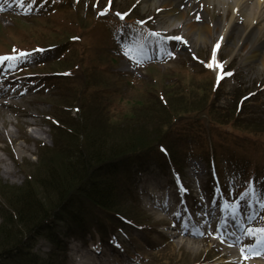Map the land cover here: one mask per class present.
Wrapping results in <instances>:
<instances>
[{
  "label": "rangeland",
  "instance_id": "obj_1",
  "mask_svg": "<svg viewBox=\"0 0 264 264\" xmlns=\"http://www.w3.org/2000/svg\"><path fill=\"white\" fill-rule=\"evenodd\" d=\"M105 1L71 0V3H77V9L83 16L87 11L94 10V6L99 9L103 8ZM195 3H197L198 9L208 15L212 24L218 18L226 17L223 8L215 4L208 5L205 0H195ZM3 4H7V6L3 7ZM192 6L193 4L189 5L186 18L189 17ZM0 7H2L0 9V25L8 28L13 15L21 17L41 15L49 11L52 5L47 1L41 4L24 0L23 4H19L16 0H1ZM60 7L61 5L58 8L60 9ZM106 9L108 13L103 18L109 17L115 21H117L114 14L116 10L118 12L129 10L125 20L120 22L121 32L118 34L113 51L121 57L118 71L144 78L146 81L145 92L128 100V105L125 101L120 100L117 94L109 96L110 100L109 97L103 99L98 96L96 105L92 108L93 115L90 118L87 108L78 115L73 111V104L71 107H67L73 96L76 93L79 94L82 87L87 85L80 87L78 82L69 85L64 82L61 91L51 85L47 81L48 77L43 74L40 79H37L39 77L37 74L24 75L20 72L21 76L19 77L14 74L18 73L20 65L22 68L32 69L44 58L50 59L53 55L51 51L40 54L33 53L28 58L17 62L18 67L0 66V103H6L4 106L0 105V185L8 186L11 193L30 190L35 200L42 205L45 202L46 208L52 210L54 199L49 197V193L44 188L45 181L42 180L49 170L47 168H52L56 177L64 175V167L69 156L74 157L76 152H82V138L67 132L65 136L59 137L56 133L57 130L50 128L48 121L50 117L57 119L58 116H61L65 121L64 125L72 128L79 124L78 128L84 127L83 132L89 140L99 134L98 131H101L100 133L108 141L145 142L146 145L151 146L147 151L157 155L155 141L158 138L163 140V145L167 148H174L179 156L184 155L187 151L183 150L188 147V142H186L188 132L193 130L196 132L193 135L196 146L194 152L191 151L194 156L189 160L186 169L182 170V176L170 169L167 164L160 169L154 167L155 159L147 161L148 158H151L147 155H145L148 157L145 161L140 160L145 158L143 155L130 157L129 161L136 159L135 161L138 162L117 167L118 174L114 176L118 186L124 183V176L127 177L130 170L134 173V171L143 168L146 172L145 175H138L134 180L132 179V182L129 181V185L125 183L128 187L135 185L139 201L138 207L143 211L139 221L146 222V225L140 229L129 227L128 236L124 232L118 231L120 243L108 235L110 233L109 228L107 229L109 225L105 222L108 217L113 220L115 213H110L112 215L109 216L107 211L87 199H81L82 201L79 200L77 203L73 201L71 203L70 200L67 205L68 208L73 205L71 209L67 208L66 213L51 219L58 218L59 220H48V224L44 221L42 229H35L29 239L27 236L22 239L26 241L25 246L28 247L22 252L40 259H47L52 256V253H55V264H87L85 260L88 256L101 260L117 259L121 264H228L230 259L222 258V251L210 241L211 237L216 236L219 227L213 232L209 231V227L211 228L213 225L215 228V223L216 225L219 223L218 212L223 211L228 214L231 213V210H225L224 204L221 202L217 183L212 178V171L215 170L213 162L204 158L210 154L212 149L210 144L214 139V136L211 135L213 129L226 132L222 142L227 145V149L233 145L230 137L242 136V133L237 130L238 124L232 115L227 117L235 107L242 106L246 113L257 110L264 111V71L258 62L244 61L246 53L240 51L239 45L234 46L231 41L226 42L228 31L220 47H216L220 41V34H215L213 31L211 39L201 43L194 41L191 36H182L180 28L169 31L161 27V24L165 22L161 8L144 9L142 0H111L110 7H106ZM126 20L128 22H125ZM104 24L108 25L107 22ZM142 24L144 25L142 26ZM231 30L232 28L229 31ZM150 33H159V36L150 35ZM137 37L145 38L143 41L144 52L139 57V62H135L125 55L124 49L125 44H131ZM175 37H182V40H177ZM261 39V35L256 36L253 45ZM39 42L43 44V38L39 39ZM216 49L218 50L217 60L223 63V67L222 69H209L206 67V63L211 61ZM105 52L108 53L107 50ZM97 55L98 57L96 55L95 57L99 59L100 63H108L106 54L98 53ZM151 66H156L157 69H152ZM179 68L187 70L183 71ZM58 69V67L52 66L46 67L43 71ZM225 69L233 71V75L223 77L222 73ZM206 70L211 71L216 79L218 73L221 78H224L222 85H218L220 86L219 91L214 100H212L213 93L209 88L210 73ZM101 72L103 71L101 70ZM159 72L166 73L159 75ZM101 86L118 88L115 82L104 78ZM120 86L123 92L127 89L124 83ZM158 90L163 92L167 101H172L175 114L180 118L179 125L174 130L171 125L173 120L157 101ZM243 97L245 98L241 104L237 105L238 100ZM107 100L109 106L106 104ZM135 100H140L142 107L136 105ZM59 106L69 110H62ZM246 113L243 112L244 117L260 119L259 117L252 118ZM85 116L88 118L85 119ZM107 117H111V119L108 118L106 122ZM164 120H168L169 124L164 125ZM105 129L107 134L102 131ZM73 131L74 134H79V130H77L78 132ZM56 139L59 140L58 143H55ZM42 143L47 149L39 148ZM177 147L180 148L177 149ZM216 149L218 168L224 178L221 183L222 189L228 192L231 201L239 200L237 190L248 183L247 175L240 174V170L244 168L236 163V158L223 146L217 144ZM10 151L14 152L15 161L11 159ZM76 157L72 160H75ZM141 161L143 162L140 164ZM247 164L248 161L245 160V165ZM257 173L253 178L256 198L249 199L247 203L242 200L239 211L243 210L246 217L254 213L255 227L259 228L264 224V207L260 202L264 199V179L260 180L261 173ZM27 174L33 176V180L28 179ZM41 182H43V186ZM4 188L0 189L4 190ZM150 192L153 194L165 192L164 198L166 199L167 196L168 204L177 208L175 219L170 218L161 210L157 212L151 208L153 204L149 198ZM123 194L127 197V194L124 192ZM8 196L9 194L5 196V199ZM13 200H17V198L11 197L10 202ZM20 206L16 203L17 209ZM1 210L8 211L9 208L4 199L0 197V225L3 224L2 215L5 212ZM116 210H118L116 214L139 223L133 220L132 214V212L138 213V209L129 210L127 205H118L113 211ZM13 213L16 212L13 210ZM213 214L215 215L213 216ZM212 219L213 222H211ZM173 223L179 224L181 228H189V230L195 226L202 228V225L207 224L208 229H203L209 231V235L205 237L204 241H201V238L198 243L193 245L179 244L177 238L173 236L175 233V229L171 226L174 225ZM101 227L105 231H101L99 229ZM99 233L108 235V237L101 239L98 236ZM47 235L53 237V242L55 236L58 243H52L50 239L46 238ZM221 237L225 238L224 235ZM222 243H226V241L222 239ZM229 246L238 250L245 248L244 243L239 242L236 243V246L231 243ZM24 259V257L18 258L21 262ZM234 264L241 263L236 259ZM245 264H255V262L247 260Z\"/></svg>",
  "mask_w": 264,
  "mask_h": 264
},
{
  "label": "trees",
  "instance_id": "obj_2",
  "mask_svg": "<svg viewBox=\"0 0 264 264\" xmlns=\"http://www.w3.org/2000/svg\"><path fill=\"white\" fill-rule=\"evenodd\" d=\"M90 20V16L82 18L75 15L72 11L64 13L54 12L49 16H45L43 19L38 20L36 26H20L19 28L13 29L12 33L20 40L17 41V43H14V38L12 41V47H30L34 43L39 45L55 44L63 47L65 49L63 58L53 65L59 69L48 71L62 73L63 76L54 79V83L58 85L57 88L61 91L63 90L64 82L68 85L78 82L80 87L87 85L82 87L79 94L76 93L74 95L75 97L73 96L70 100L71 103L69 102V106L67 107H71L73 104V109L76 110L75 112L78 113V115L83 113V109L87 108L88 115L91 118V115H93L92 108L95 107L98 96L104 99L117 94L118 98L125 101L128 105V100L145 92L146 83L143 81L141 82L138 79L132 80L130 78H121L115 73L110 72V64L108 63L111 60L116 61V57L112 58L111 56H106L108 63H100L97 54H103L104 51L102 50L109 47L111 41L104 43L91 41V39L87 37V35L93 31ZM86 23L87 25L85 26ZM72 37H75L76 40H72ZM41 38H43V44L39 42V39ZM95 55L97 57H95ZM101 70L103 72H101ZM209 76L211 77L209 88L213 93L212 100H214L219 88L214 86L213 77L211 75ZM103 78L115 82L118 85V88L114 89L101 86ZM122 83L127 87L124 92L120 86ZM83 90L85 92L84 94ZM88 90L89 93L87 94ZM156 98L167 111L171 120H173L171 125H173L172 127H174V130L176 126L179 125L180 118L175 114L174 107L171 104L172 101H167L163 92L159 90L156 93ZM108 99L110 100V97ZM134 103L142 107L140 100H135ZM106 104L109 106L108 100L106 101ZM59 108L65 111L69 110L62 106H59ZM231 115L235 122H237V130L242 133V136H235L233 138L227 136L233 141V145L227 149V145L222 142L226 132L223 133V131L219 129H213V134L211 135L214 136V139L210 146H212L214 151V159H216V161L218 160L216 157V146L217 144H220L225 150L227 149V152H231L236 158V163L243 166L244 171L249 173V176H252L257 171H260L261 175L264 176V118L254 120L244 117L243 112L236 107L232 113L227 115V117ZM86 118L88 117L85 116V119ZM108 118L109 117L105 119L106 122ZM109 119H111V117ZM163 123L164 125L166 123V125H168L169 121L164 120ZM64 124L65 121H63L61 116H58L57 119L54 120L53 128L57 130V135L63 137L69 133L75 137L82 138V152H76L73 155L74 157L69 156L66 166L64 167V175L61 174L60 177H56L52 168H47V170H49L42 181H45L44 188L49 193V197L54 199L55 203L52 202V210L46 208L44 205L45 202L42 205L35 200L30 190L11 193L9 192L10 188L8 186L0 185V188L5 187L4 190L0 189V197L4 199L9 208L8 211L1 210L5 212L4 215H2L3 224L0 225V264H55V253H52V256L47 259H40L31 254L23 253L22 251L28 249V247L25 246L26 241H23L22 239L26 236L29 239V237L33 235L35 229H42L44 221L48 224V220H59L58 218L55 220L51 219L57 217V215L66 213L68 211L67 203L70 200L71 203H77L81 199H87V201L97 205L102 210L107 211L108 214L118 213V210H113L118 205H123V196L119 190L117 179L114 176L115 174H118V171L114 168L115 164L127 161L130 157L142 155L150 156L155 160L163 159V155H161L158 150V146H161L164 143L161 138H158L156 141L154 139L156 142L155 146L157 145V149H155L158 153L157 155L151 151H147L151 146L146 145L145 142L137 141L133 143H118L114 140L108 141L103 137L102 133H100L101 131H98L97 133L99 134L89 140L83 132L84 127L78 128L79 124H76L77 126H73V128H75L73 129ZM73 130H79V134H74ZM102 131L107 134L106 129ZM188 133L189 136L194 135L196 132L190 130ZM58 142L59 140L56 139L55 143ZM188 146L190 148L184 149L183 151L190 150L191 146L189 144ZM179 148L180 147H177V149ZM44 149L47 148L43 147V150ZM166 150L169 157L174 162L181 161L182 155L179 156L174 148L166 147ZM75 157L76 159L72 160V158ZM245 160L248 161L247 165H245ZM124 178V181H127L126 176H124ZM30 179L33 180V176ZM41 185L43 186V182H41ZM7 194H9V196L5 199ZM13 196L16 197L17 200L10 202L11 197ZM16 203H18L19 206L21 205L20 208H16ZM71 206L68 209H71ZM129 209L133 210L132 206ZM13 210L16 213L12 214ZM133 218H136L134 214ZM46 238L50 239L52 243H58L55 236L54 242L51 235H47ZM56 249H58V247ZM19 257H24V261L21 262L18 260Z\"/></svg>",
  "mask_w": 264,
  "mask_h": 264
},
{
  "label": "bare ground",
  "instance_id": "obj_3",
  "mask_svg": "<svg viewBox=\"0 0 264 264\" xmlns=\"http://www.w3.org/2000/svg\"><path fill=\"white\" fill-rule=\"evenodd\" d=\"M142 3L144 9L161 8L165 19L164 23H160L161 27L166 29L180 28L183 35L191 36L194 41L201 43L209 41L213 31L215 34L224 37L228 31L226 42L231 41L232 45H239L240 51L246 53L244 61L258 62L264 71V0H206L208 5L215 4L223 8L226 13V17L218 18L213 24L209 21L208 15L198 9L196 4H193L194 0H142ZM190 4H193V7L189 17L186 18V11ZM228 11L230 12L228 13ZM230 28H232L231 31H229ZM258 35H261L262 39L253 45V40ZM0 105L4 106L5 104L1 102ZM151 196L154 197L153 194ZM151 200L153 204L151 208L157 212L161 210L169 217L177 212V209H171L170 206H167L166 200H158L156 195ZM165 206L167 207L164 208ZM173 224L175 225H171L175 229L173 236L177 238L179 244L193 245L198 243L201 238V241H204L205 237H208L199 230H188L178 227L176 223ZM210 241L222 251V258L230 259V264H234L236 259L241 264H245L247 260H253L255 264H264V254H252L246 250L249 258L245 259L241 250L229 246L228 243H222L219 233L210 238ZM89 257L85 260L87 264H121L116 260L91 259Z\"/></svg>",
  "mask_w": 264,
  "mask_h": 264
},
{
  "label": "snow or ice",
  "instance_id": "obj_4",
  "mask_svg": "<svg viewBox=\"0 0 264 264\" xmlns=\"http://www.w3.org/2000/svg\"><path fill=\"white\" fill-rule=\"evenodd\" d=\"M17 3L23 4L24 0H16ZM111 5V0H109V6ZM31 6L29 5V8ZM104 11H107L105 9ZM117 15H120L121 17L124 14L117 13ZM199 18V17H197ZM150 35H155L159 36V33H150ZM144 39L143 37H137L136 40H134L131 44H125L124 49H125V55L129 56L133 61L139 62V57L143 55L144 52ZM177 40H182V37H175ZM216 47H219L217 45ZM39 51H44L43 49H39ZM30 54L25 52V51H17L15 48L13 49V54L10 55H0V64H3L5 61L8 62V67H14L16 63L19 60L26 59L28 58ZM206 67L209 69H222L223 63L221 61H218L215 56V52L213 53L211 61L206 63ZM224 75H232V73H224ZM221 76L218 73L217 75V81L219 82ZM256 191L254 186L249 183V186L244 192H241L239 194V200L236 201H225L224 202V208L225 210H231V214L233 216H236L239 212L240 209V201L244 200L246 203L248 202L249 199H254L256 198ZM261 206L264 207V199L261 201ZM249 219H252V217H249ZM242 235H246L249 237H253L256 241L255 246H249L248 251H250L252 254H264V228H252L248 227L247 229H244L242 231ZM239 239V238H238ZM257 249H259V252H257ZM242 254H244L245 259H248L249 256L246 252L245 248H241Z\"/></svg>",
  "mask_w": 264,
  "mask_h": 264
}]
</instances>
